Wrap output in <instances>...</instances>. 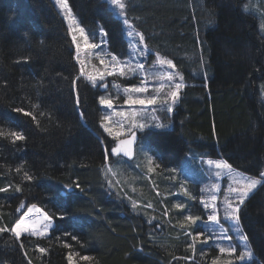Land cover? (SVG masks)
<instances>
[{
  "label": "trees",
  "instance_id": "16d2710c",
  "mask_svg": "<svg viewBox=\"0 0 264 264\" xmlns=\"http://www.w3.org/2000/svg\"><path fill=\"white\" fill-rule=\"evenodd\" d=\"M67 1L85 31L103 29L106 49L126 53L123 24L104 0ZM245 3L125 1L126 18L143 35L149 56L172 60L186 85L169 127L137 132L154 173L162 175L159 184L153 179L155 188L142 180L146 198L159 194L165 176L193 151L261 177L264 35ZM101 116L99 92L80 76L72 38L52 0H0V189H7L0 191V227H13L29 205L52 221L43 237L0 233V264H69V255L76 264H210L215 247L194 245L193 251L179 229L181 213L159 231L158 222H149L116 188L110 166L132 160L112 156L115 141L100 127ZM12 131L24 139L13 142ZM159 196L170 210L171 198ZM239 216L253 256L230 264H264L263 183Z\"/></svg>",
  "mask_w": 264,
  "mask_h": 264
},
{
  "label": "rangeland",
  "instance_id": "374dc122",
  "mask_svg": "<svg viewBox=\"0 0 264 264\" xmlns=\"http://www.w3.org/2000/svg\"><path fill=\"white\" fill-rule=\"evenodd\" d=\"M125 1L126 0H121V2H123L124 4H125ZM52 2L56 10L58 11L60 16L64 20L67 26V29L69 31V21L65 19L64 13L61 12L55 0H52ZM108 6L111 8L114 15L121 20L123 24V33L127 41L126 53L123 56H119V57L121 59H128L129 55L132 53L131 45L135 44L137 47V51L135 55L145 64L146 69L153 71V73H156L162 70L172 71L171 69H167L166 65L163 67H161L160 65H155V67H153L155 64L156 55H153L150 57L148 53L147 59L139 55L140 51H143V45L140 44L139 36H136L134 34L132 37H129L127 35L129 29L123 23V20L127 16L126 6L124 9L123 15H118L120 11L119 9L115 8L114 6H111L110 4H108ZM244 10L252 12L256 16H258V28H259L260 33L264 35V0H246V3L244 5ZM73 16L76 18V20L79 23V20L75 16L74 13H73ZM79 26L82 27L80 23H79ZM85 32L89 36L92 35V33L89 34L87 31ZM135 32L137 31L134 29V33ZM74 34L77 36V42L81 45V59L85 61L86 75L88 74L95 75L99 71H103L104 65L101 64L100 59H98L96 56V53H99L101 51L111 53L106 49V42L104 41V36L103 37L100 36V31L95 33L96 39L94 42L97 43L99 47L86 52L84 51L83 39L80 37L78 32ZM70 36L72 38L71 34ZM74 49H75V57H76V45L75 44H74ZM110 58H111L110 56L104 57L105 61L110 60ZM162 58L166 59L164 57ZM78 66L80 69L79 64ZM141 78L142 77L139 75L128 78V79H124L118 76L117 77L106 76L103 82L99 80L97 81V84L103 83L107 85V88L94 87V88H97L99 92V97L104 96L106 99H111L113 101V108L111 110L101 104L100 105L102 108V116L107 114L111 117L107 126L113 127L114 131L120 130L117 126L119 123H123L125 129H127V127L129 126V121L131 119L130 117L126 119L125 117H121L115 114L120 111L130 112L132 110L129 108V105L125 104V100L127 97L123 93L122 89L125 87H132L134 85H138ZM113 81H115L116 83H119L121 85V88L120 89L113 88L112 87ZM88 82L91 84L90 81ZM159 83L160 82L155 78V75L149 77V79L147 80V84L149 86V93L141 94V95L154 94L155 87L158 86ZM162 91L166 93L168 91V87L166 86ZM262 93H263V98H264V89ZM132 95L135 96L137 94L133 93ZM132 108L137 110L141 114V117L138 120V122L146 123L148 125V127L144 129H161V128L155 127L156 123H160L166 126L162 128H167L171 125L170 118H169L171 113H168L166 111V107H161L159 103L147 109H144L139 105L132 106ZM140 131L141 130L137 129V132H140ZM125 136H127V133L116 139H114L112 136L110 137L114 139V141L116 142L118 139H121L122 137H125ZM192 153L193 154L191 156H188L184 160L182 165L177 166L176 168L170 171V174L165 176L164 181L168 183L167 185L171 188V190H169L167 185H165L166 187H163V186L161 187L162 191H160L159 194L164 196V198L168 196L169 198H171V201L173 202V204L171 205L172 208L167 211L163 209L164 204H165L163 198L161 196H159V198L156 197L157 195H159L158 193L157 195L155 194L154 196H151L152 198H146L144 195L141 194L140 185L143 184V181H142L143 179H147L148 182L154 186V188L156 186L154 185L153 179H155V181L158 184H159V180H162V177H161L162 175L160 173H154V170H153L154 168L151 165L152 158L147 152L145 145L142 144L141 142L139 141L137 142L135 156L132 159V161H130L131 162L130 164L128 165L125 164L124 166L121 165V167L110 166L111 171H109L108 173L111 175L112 181L116 184V188H120L122 190L124 189L126 195H128V198H129V201L132 207L133 205H135V207L133 208L136 211H138L139 213L141 212L149 222H154V221L158 222L156 225L159 227L158 228L159 231H161L162 224H165L166 222L170 221L169 217L171 218V217L176 216L177 213H181V218L179 220L180 231L183 233V235H185L188 232H191L193 235H195L196 232L193 231V228L195 227V225H190L186 221H184V216L188 214H191L194 216L196 215L201 216L202 220L197 222V224H200L197 232L204 230L203 221L207 219V215H206L204 206L200 203V199L208 198L213 184H216L219 186V190L215 194L217 195V203L220 204V202L224 200L225 196L232 195L228 192L229 185L238 187L237 185L233 183L234 179L252 178V179H258V180H264V178L262 177L254 178V177L245 175L243 173H240L236 170H234L233 177H228L222 169H219L216 167V161L217 160L223 161L222 159L209 158L207 156L204 157L197 151H193ZM209 161H212V163H209ZM149 169H151V171H149ZM141 170H144V171H141ZM136 172L138 173L135 174ZM217 172H220L221 175L217 176L216 175ZM236 174H242V176H237ZM126 191H129V194ZM155 203L158 204L159 206H156ZM177 203L183 204L184 207L179 208V209L176 208L175 205ZM149 204L152 205V207H148ZM31 207L32 205H29L28 208L24 210V213L21 217H23L24 214L27 213L28 209ZM159 207H162V209H160ZM36 208L38 207L36 206ZM189 211H191V213ZM42 214H46V213L43 212L42 210L40 212H36L35 210H33L32 213H30L27 217H25V222L30 224L33 220H40L41 224L37 225V227L42 228L43 224L47 223L46 221H43ZM157 214H158V217L156 216ZM220 222L225 228H228L230 226V222L223 218V212L220 213ZM50 228H48L47 234ZM22 234H27V233L22 231ZM228 235L232 237L230 241L227 239L219 238V237L214 238L212 236V233H208L207 243L202 242L205 239V237L202 236L200 237V240L195 242L194 245L195 246L202 245V247H205L206 244L209 243L211 244V246L215 247L216 255L212 258L210 264H213V261H216L217 264H230L232 262H241V260L237 259V257L239 256L240 252L244 250L245 245H247L248 248H250V246L247 240L241 241L240 237L237 236L235 232L230 231ZM240 235L245 236L242 229L240 231ZM188 236H189V239H191L192 241L190 244L193 245L192 237L190 235ZM229 244L236 247L235 254L229 255L228 252L220 253L219 247L217 245L227 247ZM201 250H202L201 251L202 258L207 259L205 258V255H207L208 249L202 248ZM245 260H248V259L246 258ZM71 264H76L73 258H72Z\"/></svg>",
  "mask_w": 264,
  "mask_h": 264
},
{
  "label": "snow or ice",
  "instance_id": "6c2138e0",
  "mask_svg": "<svg viewBox=\"0 0 264 264\" xmlns=\"http://www.w3.org/2000/svg\"><path fill=\"white\" fill-rule=\"evenodd\" d=\"M56 4L59 6L62 13H64L65 19L69 21V32L72 35V42L76 45V61L80 65V76L85 77L88 81L91 82L93 87H104L107 88L106 84H97V81L103 82L106 76L109 77H121L124 79H128L135 76H141V80L138 85H134L132 87H125L122 89L123 93L126 95L125 104L129 105V108L132 109L130 112L120 111L115 113L121 117L131 118L129 121V126L125 129L123 123H119L117 126L120 129L119 131H114L113 127L107 126L111 117L107 114L101 117V124L100 127L103 128L104 132H106L109 136H112L114 139L123 136L127 133L128 139L121 140L119 144L111 148L112 156H118L121 153L125 156H130L131 146L137 140V129L143 130L144 128L148 127L146 123H139L138 120L141 117L140 112L133 109L132 106L139 105L144 109H147L153 105H157L158 103L161 107H166V111L171 113L173 111V105L179 99L180 91L186 87L184 83V77L178 71H176V66L174 65L173 61L170 59H163L159 54H156L155 57V65H160L161 67L167 66V69H171L172 71L162 70L156 73L153 71L146 69L145 64L137 58L135 55L137 51V47L135 44L131 45L132 53L129 55L128 59H121L117 55H113L108 52H99L96 53L98 59H100L101 64L104 65V70L99 71L95 75L85 73V61L81 59V45L77 42V36L74 34L76 32L79 33L80 37L83 39L84 43V51L93 50L99 47L97 43H95V34L89 36L86 34L85 29L79 26L78 21L73 16V13L69 7L67 0H55ZM105 3L114 6L115 8L119 9L118 15L124 14L125 4L121 2V0H104ZM124 25L129 29L127 35L132 37L134 34L139 36L140 44L143 45V51H140L139 55L144 57L145 59L148 58L149 49L145 44L144 37L138 32L134 33V29L132 24L129 22L127 18L123 20ZM106 33L103 29L100 31V36H105ZM110 56V60L105 61L104 57ZM25 62H27L25 60ZM155 75V78L160 82L158 86L155 87L154 94L149 95H141L149 93V86L147 84V80L149 77ZM79 78V77H78ZM76 81H73V86H75ZM168 87V91L164 93L162 90L165 87ZM113 88L120 89L121 85L113 81L112 84ZM135 93L137 95L133 96L132 94ZM99 102L101 105L107 107L108 109L113 108V101L111 99H106L104 96L99 97ZM78 103V101H77ZM17 111H21L17 109ZM25 115H29V113L25 112ZM156 128L166 127L163 124L156 123ZM2 134V133H0ZM11 137L13 138V142L16 140L24 139L22 133L18 131H12L10 133ZM105 163H108L107 153L105 156ZM212 163V161H209ZM216 167L222 169L228 177H233L234 169L230 164L225 161L217 160ZM19 171V169H17ZM111 171V168H109ZM151 171V169H149ZM217 176H220L221 173L217 172ZM237 176H242V174H236ZM261 177L264 178V172H262ZM31 179V177H27ZM264 180L252 179V178H241V179H234L233 183L238 187H234L229 185L228 192L232 194L231 196H225L224 200L217 203V195L215 194L219 190V186L216 184L212 185L211 192L207 199L201 198L200 203L204 206L205 212L207 215V219L203 221L204 230L200 232H196L193 235L191 232L186 233L190 235L193 240V245H189V247L193 248L195 251L194 244L196 241L200 240V237H205L202 241L207 243L208 233H212V236L231 240L232 237L228 235L230 231L235 232L237 236L240 237L241 241H246V236L240 235V207L245 203V200L249 197V194L253 192L254 189L257 188ZM78 187V185H77ZM7 189H0V191H6ZM21 189L19 186L16 187V191L19 192ZM194 199V197H193ZM135 207V205H133ZM148 207H152V205H148ZM176 208H183L184 205L181 203H177L175 205ZM35 210L36 212H40L41 210L36 208L35 205H32L31 208L28 209V212L24 214L23 217L20 218L16 222V224L11 227L10 229L7 227H0V233L9 231L15 237L16 240H20L22 231L26 232L30 236H46L48 228L52 227L51 217L48 214L43 215V221H46V224H43L42 228H38L37 225L41 224L40 220H33L30 224L25 222V217H27L30 213ZM223 212V218L230 222V226L225 228L220 222V213ZM61 219L64 218V214H61ZM202 217L199 215H185L184 221H186L190 225H197L198 221H201ZM183 226V225H182ZM75 239V237H73ZM68 245H65L67 247ZM220 253L228 252L229 255H233L236 252V247L229 244L227 247L219 246ZM40 252H44L43 248L37 249ZM253 253L250 248L245 245L244 250L240 252L237 259L244 261L246 258L251 259ZM69 262L71 264L72 256L69 255L68 257ZM83 260H89L90 257L84 256L82 257ZM213 264H217L216 261H213Z\"/></svg>",
  "mask_w": 264,
  "mask_h": 264
},
{
  "label": "water",
  "instance_id": "95a60500",
  "mask_svg": "<svg viewBox=\"0 0 264 264\" xmlns=\"http://www.w3.org/2000/svg\"><path fill=\"white\" fill-rule=\"evenodd\" d=\"M125 139H128V135L125 136V137H122L121 139H118V140L115 142L114 146H116L117 144H119V142H120L121 140H125ZM137 142H138V134H137V140H136V142L131 146L130 156H125V155H123L122 153H121L120 155H118V156H120V157H122V158H124V159H126V160H129V161L132 160V159L134 158V155H135V147H136ZM114 146H113V147H114Z\"/></svg>",
  "mask_w": 264,
  "mask_h": 264
}]
</instances>
